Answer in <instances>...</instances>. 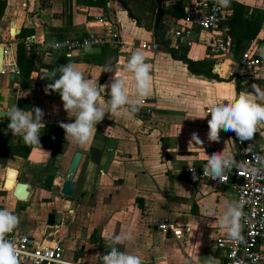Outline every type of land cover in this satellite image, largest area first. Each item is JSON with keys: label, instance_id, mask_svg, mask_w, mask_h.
I'll list each match as a JSON object with an SVG mask.
<instances>
[{"label": "crops", "instance_id": "1", "mask_svg": "<svg viewBox=\"0 0 264 264\" xmlns=\"http://www.w3.org/2000/svg\"><path fill=\"white\" fill-rule=\"evenodd\" d=\"M5 1L0 45L10 46L15 53V46L25 43L34 51L24 62L31 71L27 86L21 85L20 76L0 73V113H4L0 117V140L7 134L2 130L8 129L2 127L12 104L24 110L40 108L45 124L40 131V149L26 143L23 134L10 132L6 146L18 148V153L0 159V206L19 217L17 228L31 235L38 245L61 240L64 258L81 264H103V255L110 251L109 237L122 232L130 233L131 239L117 247L140 256L142 264H205L209 256L226 264L216 240L229 239L220 218L226 211L225 202L235 201V193L230 187L209 188L190 177L186 169L207 165L206 155L214 152L231 153L235 158L240 150L230 131L221 130L219 140L210 142L211 117H202L216 103L232 101L240 91L252 92V84L264 89V0H230L229 7H221L225 25L234 3L244 7V19L261 25L253 40L233 38L234 50L228 59L210 47L208 33L195 34L192 48H179L188 60L211 64L214 77L193 73L192 65L176 59L164 44H174L172 32L191 0H163L164 16L158 29L156 0H107L105 9L89 7L86 0ZM96 17L108 25L96 23ZM12 28L19 33L11 35ZM24 30L30 33L20 39L18 35ZM89 34L108 40L115 35L117 41L85 50L74 61L60 60L47 50L54 41ZM144 42L158 47L144 51L140 48ZM137 49L151 65L150 92L139 110L131 116L106 114L87 143L66 140L59 124L73 120L63 110L58 93L45 94V87L35 85L38 74L45 73L42 66L73 63L98 85L123 78L126 94L134 100L135 81L126 65ZM244 49L254 52L262 62L258 75L249 82H241L237 76L241 70L236 61ZM9 58L5 54L4 62ZM100 91L107 100L108 89ZM47 125L60 128L61 134L56 135L57 130L47 129ZM193 133L202 141L200 146L190 143ZM263 139L264 123L252 140L243 143V149L251 152ZM26 147H30L28 152ZM77 150L84 155L73 179V195L52 200L59 194ZM8 171L14 174L7 176ZM6 181L8 190L4 188ZM16 183L30 186L29 201L13 197ZM51 214L60 215L59 224L49 225ZM163 223L174 225L184 237L177 241L170 232L158 230Z\"/></svg>", "mask_w": 264, "mask_h": 264}, {"label": "clouds", "instance_id": "2", "mask_svg": "<svg viewBox=\"0 0 264 264\" xmlns=\"http://www.w3.org/2000/svg\"><path fill=\"white\" fill-rule=\"evenodd\" d=\"M219 7L227 8L230 0H216ZM86 51L91 46L85 42ZM264 55V50H261ZM151 65L145 62L144 54L135 50L128 59L126 71L133 74L135 81L136 99L130 100L126 94V85L123 78L113 79L110 85H98L97 80L85 78L73 63L60 65L57 69L45 70L42 79L51 80L45 87V94L58 93L63 104V110L73 120L71 123L61 122L59 127L65 133V139L74 143L84 144L97 131L96 126L104 120L106 114H135L143 98L149 95L151 87ZM57 72L59 76L57 78ZM252 92L240 91L232 101H220L205 110L202 119L210 115L208 120L207 139L210 142L218 141L220 131L234 132L240 142L250 141L258 131V126L264 123V89L252 84ZM108 89L109 98L103 100L101 89ZM101 101H103L101 103ZM9 118L7 125L12 134H23L26 143L37 146L43 123L44 112L38 107L24 110L17 103L12 104L5 113ZM191 144H202L198 134L193 133ZM202 149V148H201ZM203 150V149H202ZM43 152V151H42ZM45 154L49 155L47 152ZM206 155V154H205ZM208 157L205 172L214 180H226V172L239 167L245 174L257 176L261 169L235 160L231 153L214 152ZM256 160L264 165V157L257 156ZM226 211L220 218V226L227 228L228 238L236 243L244 241L242 235L244 218L242 202H225ZM19 225V217L7 209L0 208V264H19V255L16 245L7 238ZM131 239V234L122 232L109 237L110 251L102 257L103 264H142L140 256L121 251L117 245ZM205 264H220L212 256L205 260Z\"/></svg>", "mask_w": 264, "mask_h": 264}, {"label": "built area", "instance_id": "3", "mask_svg": "<svg viewBox=\"0 0 264 264\" xmlns=\"http://www.w3.org/2000/svg\"><path fill=\"white\" fill-rule=\"evenodd\" d=\"M95 22L108 25L102 17H96ZM200 32L208 33L210 47L221 58L230 57L234 50V39L228 34L222 8L215 0H191L181 23L172 32L175 48H192L193 36ZM109 40L89 34L81 38L54 41L47 50L56 54L60 60L74 61L81 58L82 52L86 50L85 42H88L91 48L105 47L116 43L117 37L114 35ZM157 47L145 42L140 45L144 51L156 50ZM5 50V54H9L10 58L4 62L2 72L19 77L20 70L13 49L8 46ZM236 65L241 70L237 75L241 82H249L258 75L262 62L254 52L244 49L239 54ZM236 144L240 150L235 160L260 168L257 176L245 174L241 168L234 167L225 173L226 180H214L206 174V165L201 168L188 167L186 173L193 179L204 182L209 188L223 190L230 187L235 193V202L243 203L245 215L241 224L244 241L236 243L230 239L216 240V248L223 251L226 264H264V165L256 160L257 156L264 157V139L251 152L243 149V142L237 140ZM230 175L233 176L232 182L229 181ZM158 230L170 232L177 241L184 237L182 232L168 223L158 225ZM7 238L16 245L20 253L19 264H81L64 258L61 240L56 239L49 245H38L31 235L18 228L8 234Z\"/></svg>", "mask_w": 264, "mask_h": 264}, {"label": "trees", "instance_id": "4", "mask_svg": "<svg viewBox=\"0 0 264 264\" xmlns=\"http://www.w3.org/2000/svg\"><path fill=\"white\" fill-rule=\"evenodd\" d=\"M107 0H86V3L89 7H96L98 6L101 9H105V4ZM6 8V1L0 0V18L3 16L4 11ZM226 25L228 27V34L232 36L233 38H243L248 40H253L257 37L261 25L255 22H250L246 19H244V7L239 4H233L232 7V14L231 18L226 22ZM30 32L29 31H21V33L18 35L20 39L25 38ZM164 44L167 46L168 51H171V53L174 55L176 59H179L189 65H192V72L195 74L203 75L206 77H214L211 73L212 65H205L204 63L199 62H192L187 59L185 55L181 53V49H176L174 44L164 42ZM15 53L14 57L17 63V66L20 70V83L22 86H27V80L30 79V70L25 67V59L34 51L32 46H26L25 43H19L15 46ZM70 62H51L49 64L43 65L42 68L44 70H52L57 69L60 65H64ZM205 67V69H204ZM45 76V73H39L38 76L35 79V85L46 87L48 83H51V80L42 79ZM59 76V72H57V78ZM239 82H237V85ZM55 93V92H52ZM9 123V119H7L3 123L4 129H8L7 125ZM47 129L54 128L57 130L56 135L61 134V129L56 128L54 125H47ZM59 131V132H58ZM25 150L28 152L30 150V147H26ZM18 153V148H15L13 146H2L0 144V159L8 158L10 155H15Z\"/></svg>", "mask_w": 264, "mask_h": 264}, {"label": "water", "instance_id": "5", "mask_svg": "<svg viewBox=\"0 0 264 264\" xmlns=\"http://www.w3.org/2000/svg\"><path fill=\"white\" fill-rule=\"evenodd\" d=\"M157 5H158V12H157V17H156V21H155V28L158 29L160 24H161V20L164 16V12H163V8H162V2L163 0H156ZM16 33H19L18 31H16L14 28L10 29V33L11 35H14ZM5 47L0 45V73L3 70V64H4V58H5ZM4 116V113H0V117ZM3 133H7L5 136L1 137L0 143L3 146H6L9 142V135L8 133H10L11 131L8 130H2ZM230 135L235 138L236 140H239L236 136L234 132H230ZM244 143V142H243ZM86 154V153H85ZM82 155H84V151L82 150H77L71 160L70 166L66 172V175L64 177V182L60 185V192L58 195H53L52 200H54L55 197L61 199L63 197L65 198H71L74 192V188L75 185L73 183V179L74 176L76 174L77 168L79 166L80 160L82 158ZM10 174H14L12 171H8L7 176H9ZM15 179V175L13 177ZM229 181L232 182L233 181V176L230 175L229 176ZM7 184V181L5 182V185ZM13 192L12 195L13 197H15L18 201L21 202H27L30 200L31 198V194L29 193L30 190V186L28 184L25 183H16L15 185H13ZM0 208L3 209L2 206H0ZM48 222L49 225H55V224H59L60 223V215H49L48 216Z\"/></svg>", "mask_w": 264, "mask_h": 264}, {"label": "bare ground", "instance_id": "6", "mask_svg": "<svg viewBox=\"0 0 264 264\" xmlns=\"http://www.w3.org/2000/svg\"><path fill=\"white\" fill-rule=\"evenodd\" d=\"M10 175H13V174H10ZM10 175H9V176H10ZM4 183H5V182H4ZM7 184H8V183H7ZM7 184H6V185H7ZM6 185H5V189H7V186H6Z\"/></svg>", "mask_w": 264, "mask_h": 264}, {"label": "rangeland", "instance_id": "7", "mask_svg": "<svg viewBox=\"0 0 264 264\" xmlns=\"http://www.w3.org/2000/svg\"><path fill=\"white\" fill-rule=\"evenodd\" d=\"M4 188H5V183H4ZM8 190V189H7Z\"/></svg>", "mask_w": 264, "mask_h": 264}]
</instances>
